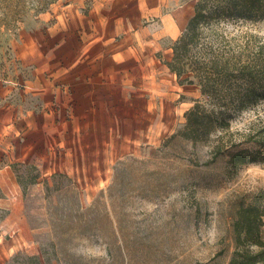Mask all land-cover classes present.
I'll return each mask as SVG.
<instances>
[{
  "label": "rangeland",
  "instance_id": "374dc122",
  "mask_svg": "<svg viewBox=\"0 0 264 264\" xmlns=\"http://www.w3.org/2000/svg\"><path fill=\"white\" fill-rule=\"evenodd\" d=\"M194 4L195 0H54L39 9L32 0H0V264H66L51 245L53 226L75 228L85 222L92 232H70L62 238L60 249L67 251L69 260L228 264L238 203L264 206V161L230 168V150L205 164L214 136L208 142L170 137L184 124L185 110L205 99L197 83H179L164 63L171 59L172 42ZM8 5L17 10L5 11ZM62 12L80 13L85 27H91L97 14H109L115 43L129 49L130 66L119 74L128 76L131 85L123 100L121 86L114 83L115 99L108 101L113 114L108 115L105 98L89 99L83 91L49 101L52 108L67 107L66 115L35 116V121L46 124V142L55 146L60 140L64 152L52 148L51 155L40 159L41 147L30 155L16 149L18 143L26 144L32 130L27 113L43 107V102L31 96V69L15 51L19 33L37 28L41 34L63 21ZM222 26L229 36L251 32L264 37V17L227 19ZM75 107L81 116L73 115ZM259 118L264 121V102L236 115L231 129ZM68 121L82 125L80 146L62 131L71 128ZM53 173L58 175L46 188L44 181ZM83 210L88 215L81 220ZM262 230L264 236V224ZM34 256L39 263L26 262Z\"/></svg>",
  "mask_w": 264,
  "mask_h": 264
},
{
  "label": "trees",
  "instance_id": "16d2710c",
  "mask_svg": "<svg viewBox=\"0 0 264 264\" xmlns=\"http://www.w3.org/2000/svg\"><path fill=\"white\" fill-rule=\"evenodd\" d=\"M10 1L18 3L21 0ZM32 2L38 3L42 9L54 0ZM8 6L5 11L17 10ZM262 17L264 0H195L192 15L172 42L171 59L164 61L179 83H197L205 98L204 103L196 100L185 110L184 124L170 136L193 142H208L214 136L210 157L205 164L230 150V168L264 161L263 119H253L240 129H231V121L236 115L264 102V37L251 32L229 36L222 26L227 19L256 20ZM57 175L53 173L45 179L46 188H49L50 179ZM86 215L85 210L79 212L81 220ZM263 218V205L238 203L232 223L234 249L228 264L264 263ZM92 230L86 222L75 228L54 225L55 240L51 243L54 252L62 253L66 264H99L94 259L84 263L69 260L67 251L60 249L65 235L78 233L84 236ZM26 262L39 263V258L34 256Z\"/></svg>",
  "mask_w": 264,
  "mask_h": 264
},
{
  "label": "crops",
  "instance_id": "0c3cea01",
  "mask_svg": "<svg viewBox=\"0 0 264 264\" xmlns=\"http://www.w3.org/2000/svg\"><path fill=\"white\" fill-rule=\"evenodd\" d=\"M67 16L69 15L62 12L63 21L57 20L52 26L40 30L41 34L39 29L34 28L32 32L19 33L18 40L16 39L18 50L15 51V56L18 59L25 58L31 69L28 90L33 98H39L43 102V107H32L27 113L32 116V130H29L26 144L18 143L16 149L21 148L29 154L41 147L40 159L51 155L52 148L64 152L60 140L55 146L46 142V124L39 119L35 121V116H51L50 114L55 113L66 115L67 107L52 108L49 101L57 98L64 100L66 94L71 96V93L83 91L89 93V99L105 98L107 104L103 110L108 115L113 114V107L109 103L115 99L114 83L121 86L119 98L123 100L128 99L123 94L124 91L125 95L128 94L129 84L131 85L128 76L123 72L119 74L120 70L130 66L129 49L121 46L123 44L115 43V28L111 26L109 14L105 13L102 18H98L97 14L95 20L87 19L91 21V27L82 26L80 13ZM71 111L73 115L82 114L78 107ZM68 124L71 128L62 131L67 132L69 137L73 135L74 138H70V141L74 146H80L81 123L68 121ZM108 144L110 143L107 142Z\"/></svg>",
  "mask_w": 264,
  "mask_h": 264
}]
</instances>
